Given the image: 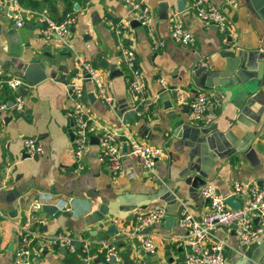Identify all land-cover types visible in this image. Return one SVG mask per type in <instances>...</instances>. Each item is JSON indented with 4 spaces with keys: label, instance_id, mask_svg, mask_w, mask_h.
<instances>
[{
    "label": "crops",
    "instance_id": "crops-1",
    "mask_svg": "<svg viewBox=\"0 0 264 264\" xmlns=\"http://www.w3.org/2000/svg\"><path fill=\"white\" fill-rule=\"evenodd\" d=\"M142 0L150 8L146 23L128 11L122 0H86L74 8L76 22L70 35L45 38L38 21L31 17L22 27L12 23L10 4L0 0V80L21 73L22 62H38L46 77L24 85V107L0 112V264L14 263L18 243L16 223L33 197L57 206V212L38 210L44 223L35 225L39 237L34 264H64L67 251L62 245H48L44 236L64 232L89 240L87 258L74 264H133L138 249L130 236L138 211L159 206L176 218L170 227L162 221L148 227L154 243L149 264H185V249L174 237L187 231L179 225L183 208L198 217L208 212L209 203L201 194V184L187 181L200 176L228 193L235 181L243 185L264 178V20L258 12L259 0H212L226 14L230 31L226 41L214 23L198 17L183 0ZM58 14L64 3L55 0ZM26 7V6H25ZM37 9V8H34ZM43 10H45L43 8ZM173 17L192 32L193 41L182 44L170 37ZM131 25L128 43L137 52L152 109H134L135 95L129 86L128 70L121 59L120 39L107 19H121ZM165 45L153 48L157 40ZM90 60L101 73L113 103L99 100L92 79L86 77L85 105L95 119L90 143L78 167L73 153L72 99L67 83L81 72L80 60ZM200 65V66H199ZM42 68V67H41ZM207 70L229 71L234 83L207 88L211 93L209 126L192 121L188 109L176 100L177 91L204 88L194 78ZM65 76L66 82L59 80ZM163 76L167 87L157 80ZM203 77V78H202ZM199 79V78H198ZM14 91L0 88V100L12 102ZM102 127L118 134L123 144L129 133L146 143L160 146L154 171L149 173L129 154L122 156V168L112 175L98 160V137ZM36 136L42 152L35 156L24 150L22 137ZM240 203L244 196L236 195ZM66 208H60L58 200ZM106 206V212L100 205ZM44 205V204H43ZM115 221V223H113ZM110 224L116 232L108 233ZM124 228L125 231L121 229ZM107 238L122 256L105 260L100 240ZM222 241L229 264H264V233L258 240L241 244L234 224H215L206 242Z\"/></svg>",
    "mask_w": 264,
    "mask_h": 264
},
{
    "label": "built area",
    "instance_id": "built-area-1",
    "mask_svg": "<svg viewBox=\"0 0 264 264\" xmlns=\"http://www.w3.org/2000/svg\"><path fill=\"white\" fill-rule=\"evenodd\" d=\"M2 1L10 4L11 13L9 15L15 27H22L31 17H35V21L41 22L40 25H37L41 35L45 38L54 36L67 38L76 22V13L68 12L60 20H57L48 11L25 7L19 0ZM122 1L128 6L129 13L140 23H146L149 20L150 8L142 0ZM190 5L199 18L205 22L214 23L222 33L223 41H226L231 27L225 12L212 0H190ZM107 20L119 35L121 59L128 70L129 86L136 99L134 109L141 114L147 113L152 109L153 100L147 93L137 52L126 38L132 27L123 18ZM170 37L182 44H190L193 41L192 32L177 17L172 19ZM164 45V40L160 39L154 41L152 47L160 48ZM80 68L81 72L73 75L67 85L72 99L70 113L73 118V153L76 159H79L78 167L82 168L80 159L90 143V131L95 123L93 115L85 105L84 79L86 77L92 79L94 92L100 101L112 105L113 99L107 90L99 68L86 59L80 60ZM157 80L164 88L167 87L166 79L163 76L158 77ZM24 85H29V82L22 73L0 80V88L6 86L14 91L10 104L6 100H0V112L9 108L21 110L24 107V95L21 92ZM176 100L187 106L193 122L202 124L213 121V116L209 113L211 104L209 90L204 88L193 91L181 89L177 91ZM22 140L24 150L28 155L35 156L42 152V145L36 136H23ZM126 145V153L133 155L141 168L149 173L154 171L156 161L163 152L160 146L141 141L131 133L127 136ZM124 154L117 132L108 127H102L98 137V160L109 167L112 175H117L121 171ZM201 194L209 203L208 212L196 217L189 209L183 208L179 217V225L187 232L177 235L173 239L181 242L184 246L185 264H229L223 252V242L207 243V235L215 224L233 223L235 235L241 244L258 240L264 232V178L258 184L252 183L245 186L242 182L235 181L228 193L222 192L210 182L204 183L201 187ZM231 194L244 196V202L237 208L231 207L226 202V197ZM58 201L57 204L60 208H68L64 200L59 199ZM45 202L40 197H33L16 223L18 243L14 248L15 264H34L36 251L34 243L39 237L35 225L44 223V219L39 217L37 212ZM0 215H2L1 210ZM165 215V209L159 206L136 213L134 224L129 230L130 236H133L138 244V249L133 256V264H149L150 254L154 252V243L147 229L152 223L162 221ZM113 222L115 223V221ZM121 230L125 231L124 228ZM42 238L48 245L64 246L67 252L74 253L80 248L79 255L82 253L83 258H87L89 255V240L76 239L64 232H57ZM77 240L80 241L79 247L75 244ZM100 244L105 249V260H109L110 256H114L115 261L122 259L115 244L110 240L101 239ZM141 249L143 253L140 252Z\"/></svg>",
    "mask_w": 264,
    "mask_h": 264
},
{
    "label": "water",
    "instance_id": "water-1",
    "mask_svg": "<svg viewBox=\"0 0 264 264\" xmlns=\"http://www.w3.org/2000/svg\"><path fill=\"white\" fill-rule=\"evenodd\" d=\"M183 2H184L183 0H177V3H176L177 8H181L183 6ZM259 2H261V3L258 7V12L260 13L261 17L264 20V0H259ZM78 6H79L78 3L74 4L75 9L78 8ZM138 23L140 24L139 21H138ZM40 24H41V22H38V25H40ZM18 68L21 71V73L23 74V76L27 80H29L32 84L39 82L40 80L45 78L47 75V73L44 71L45 70L44 66L39 64L38 62H22L21 65L18 66ZM207 73H208L207 75L209 77L207 78V81H205L204 83L200 79L201 75H197L196 78H194L195 81L199 85H203L204 87H206V89L212 88L214 86H225V85H229V84H232L235 82V80L233 78H230L229 71L207 70ZM59 80L62 82H66L65 76H63V75H60ZM185 107L187 108V106H185ZM202 124H204L206 126L210 125V123H202ZM122 151L127 152L126 143L122 144ZM187 181L192 182L193 185L196 184L197 181L200 182L201 184L205 183V180L198 175L188 177ZM226 202L233 208H237L241 205L240 201L233 194L228 195L226 197ZM43 209H45L46 211H48L50 213L57 212V206L55 204H52V203L51 204L50 203H44ZM100 210L103 213H105L106 212V206L104 204H101ZM175 220H176V218L174 216L166 214L163 221H162V224H165L167 227H170L171 225H173L175 223ZM255 220H256V218H255ZM116 230H117V227L115 224H110L107 228L108 233H114V232H116ZM75 244L77 247H79L80 241L77 240L75 242ZM61 250L63 252H65V247L61 246ZM140 252L143 253V250L141 249ZM109 260L114 261L115 260L114 256H110Z\"/></svg>",
    "mask_w": 264,
    "mask_h": 264
},
{
    "label": "trees",
    "instance_id": "trees-1",
    "mask_svg": "<svg viewBox=\"0 0 264 264\" xmlns=\"http://www.w3.org/2000/svg\"><path fill=\"white\" fill-rule=\"evenodd\" d=\"M75 1L82 3L86 0H62V2L64 3V10H63V13L59 15L58 11H57L55 0H19V2L26 7H30L33 9L37 8L39 10H43V8H44L51 15H53V17L57 20H60L68 12L75 13V11H74V2ZM80 252H81L80 248L77 249V251L74 253L67 252L64 255V264H74V263L79 262L81 260V258H83L82 253H81V255H79ZM102 256L105 259V249L104 248L102 250Z\"/></svg>",
    "mask_w": 264,
    "mask_h": 264
}]
</instances>
